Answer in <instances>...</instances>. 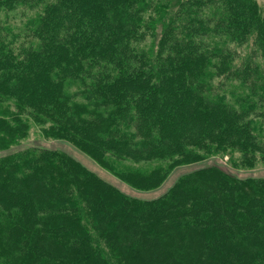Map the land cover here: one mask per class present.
<instances>
[{
    "label": "trees",
    "instance_id": "16d2710c",
    "mask_svg": "<svg viewBox=\"0 0 264 264\" xmlns=\"http://www.w3.org/2000/svg\"><path fill=\"white\" fill-rule=\"evenodd\" d=\"M65 140L128 186L264 165L256 0H0V152ZM0 264H264V178L122 192L61 149L0 155Z\"/></svg>",
    "mask_w": 264,
    "mask_h": 264
},
{
    "label": "rangeland",
    "instance_id": "374dc122",
    "mask_svg": "<svg viewBox=\"0 0 264 264\" xmlns=\"http://www.w3.org/2000/svg\"><path fill=\"white\" fill-rule=\"evenodd\" d=\"M258 5L260 6L262 13L264 14V0H256ZM35 145L45 148H51V149H61L66 151L68 154L73 156L75 159H77L82 165L90 169L91 171L95 172L98 176L103 178L104 180L110 182L111 184L118 187L122 192L142 199H152L157 196H160L163 194L180 176L191 172L195 169L217 164L221 166L223 169H225L228 172L233 173L234 175L240 177V178H246V177H255V178H264V165L263 164H257L254 167L247 168V167H233L228 162V156H213L208 159H205L200 162L186 164V165H180L174 168V170L171 172V174L168 176V178L165 180V182L156 189L148 190V191H141L134 189L130 186H128L123 181L119 180L117 177L112 175L110 172H108L106 169L101 167L96 161H94L91 157H89L87 154L76 148L71 143L61 140V139H54V138H44L36 125H33L27 135V138L23 140L19 145L14 146L8 151H16L21 148ZM6 151V152H8ZM0 152V155L6 153Z\"/></svg>",
    "mask_w": 264,
    "mask_h": 264
}]
</instances>
